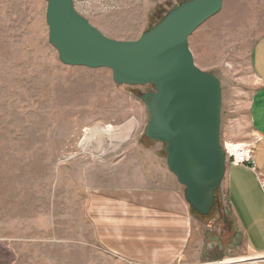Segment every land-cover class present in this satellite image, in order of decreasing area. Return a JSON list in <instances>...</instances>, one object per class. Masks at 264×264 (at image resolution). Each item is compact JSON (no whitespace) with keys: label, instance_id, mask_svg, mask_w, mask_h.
<instances>
[{"label":"rangeland","instance_id":"374dc122","mask_svg":"<svg viewBox=\"0 0 264 264\" xmlns=\"http://www.w3.org/2000/svg\"><path fill=\"white\" fill-rule=\"evenodd\" d=\"M75 1L104 35L135 41L190 0ZM46 12V0H0V264H126L98 243L87 196L97 186L143 184L122 166L141 158L135 148L149 141L141 96L154 87L118 85L107 68L64 65ZM262 36L264 0H224L189 38L195 65L222 84V145L248 138L259 87L252 52ZM210 218L209 238L231 235L237 253L242 241L219 191ZM196 235L200 246L207 236Z\"/></svg>","mask_w":264,"mask_h":264},{"label":"water","instance_id":"95a60500","mask_svg":"<svg viewBox=\"0 0 264 264\" xmlns=\"http://www.w3.org/2000/svg\"><path fill=\"white\" fill-rule=\"evenodd\" d=\"M46 1L49 42L64 65L107 68L118 85L154 87L141 96L149 114L145 135L165 146L186 201L208 216L226 174L223 93L220 79L195 65L189 38L220 13L224 0L183 2L135 41L104 35L77 12L75 0Z\"/></svg>","mask_w":264,"mask_h":264},{"label":"crops","instance_id":"0c3cea01","mask_svg":"<svg viewBox=\"0 0 264 264\" xmlns=\"http://www.w3.org/2000/svg\"><path fill=\"white\" fill-rule=\"evenodd\" d=\"M252 69L259 87L248 107L244 143L254 148L255 167L227 164L219 189L242 241L239 251L232 252L229 234L219 242L209 238L214 219L192 209L167 167L165 146L149 140L135 148L141 158H127L122 166L139 174L143 184L97 186L88 193L86 213L108 254L126 264H178L187 254L189 264L264 254V36L253 48ZM199 230L207 236L200 246L195 245Z\"/></svg>","mask_w":264,"mask_h":264},{"label":"built area","instance_id":"2783aa9c","mask_svg":"<svg viewBox=\"0 0 264 264\" xmlns=\"http://www.w3.org/2000/svg\"><path fill=\"white\" fill-rule=\"evenodd\" d=\"M109 1V0H105ZM76 1H74V7ZM223 150L226 155L227 164L235 166H245L254 168V148L252 145L244 142H227L223 144ZM264 263V254H257L248 257L232 258L225 257L222 260L207 262V264H262Z\"/></svg>","mask_w":264,"mask_h":264},{"label":"bare ground","instance_id":"6f19581e","mask_svg":"<svg viewBox=\"0 0 264 264\" xmlns=\"http://www.w3.org/2000/svg\"><path fill=\"white\" fill-rule=\"evenodd\" d=\"M107 132H109V130H107ZM89 137V136H88ZM87 139V138H86ZM224 149V148H223ZM226 166H227V159H226Z\"/></svg>","mask_w":264,"mask_h":264},{"label":"trees","instance_id":"16d2710c","mask_svg":"<svg viewBox=\"0 0 264 264\" xmlns=\"http://www.w3.org/2000/svg\"><path fill=\"white\" fill-rule=\"evenodd\" d=\"M216 203V202H215ZM210 215V214H209Z\"/></svg>","mask_w":264,"mask_h":264}]
</instances>
